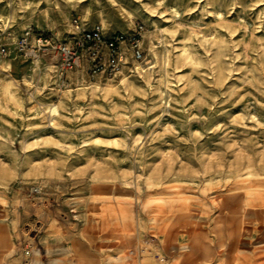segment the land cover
<instances>
[{"label": "clouds", "instance_id": "1", "mask_svg": "<svg viewBox=\"0 0 264 264\" xmlns=\"http://www.w3.org/2000/svg\"><path fill=\"white\" fill-rule=\"evenodd\" d=\"M0 264H264V0H0Z\"/></svg>", "mask_w": 264, "mask_h": 264}]
</instances>
